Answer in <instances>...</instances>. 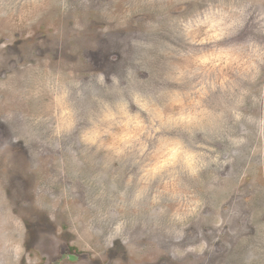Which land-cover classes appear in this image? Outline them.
Wrapping results in <instances>:
<instances>
[{
  "label": "rangeland",
  "instance_id": "374dc122",
  "mask_svg": "<svg viewBox=\"0 0 264 264\" xmlns=\"http://www.w3.org/2000/svg\"><path fill=\"white\" fill-rule=\"evenodd\" d=\"M0 264H264V0H0Z\"/></svg>",
  "mask_w": 264,
  "mask_h": 264
}]
</instances>
